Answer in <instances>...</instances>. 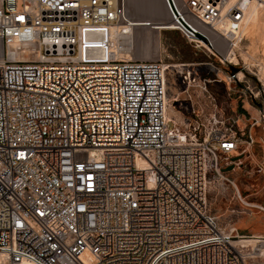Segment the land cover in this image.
<instances>
[{
    "label": "built area",
    "instance_id": "2783aa9c",
    "mask_svg": "<svg viewBox=\"0 0 264 264\" xmlns=\"http://www.w3.org/2000/svg\"><path fill=\"white\" fill-rule=\"evenodd\" d=\"M162 1L159 32L239 66L216 35L234 45L250 0ZM136 27L124 0H0V264H264V237L222 228L208 197L251 133L170 126L165 65L135 56ZM241 72L227 92L253 98Z\"/></svg>",
    "mask_w": 264,
    "mask_h": 264
},
{
    "label": "rangeland",
    "instance_id": "374dc122",
    "mask_svg": "<svg viewBox=\"0 0 264 264\" xmlns=\"http://www.w3.org/2000/svg\"><path fill=\"white\" fill-rule=\"evenodd\" d=\"M127 1L130 15L134 19L157 21L166 18L168 20V13L162 0ZM149 30L154 35L157 33L149 27H138L136 31L146 39ZM159 36V52H155L156 47L146 48V45L139 43L137 38L134 54L141 58H161L164 65H167V94L172 99L171 106L174 113L181 112L182 117L179 121L173 113H170V126L174 127L177 124L181 129H186L188 123L196 118L205 125L204 130H206L211 127L215 115L225 121L234 120L232 117L237 115V111H240L239 106L243 105L247 125L244 128H239L236 123L235 125L238 134L244 131L249 133L250 130L253 142L248 144L242 137L239 139L237 150L229 154V158L220 155L222 169L233 163L235 166L231 171H222L223 178L212 175L208 194L209 205L222 228L229 229L234 225L244 234L260 233L264 229V209L261 207H264V69L262 70L260 66L262 65L260 63L264 65V49L258 45L255 48L249 40H242L239 48H235L240 62L236 67L242 71L241 77L245 74V80L255 95L251 98L250 93L247 94L248 101L244 103L241 99L235 98L236 90L227 92L228 84L225 82V77L226 73L231 71L230 65L221 63L217 57L203 49H196L177 31H162ZM219 39L217 46L225 59L228 43L221 37ZM140 52L142 56L139 55ZM217 70H219L218 76ZM189 72L191 77L196 76L195 82L185 78L186 76L189 78ZM208 79H221V81L218 84L208 82L205 91L202 84ZM235 87V84L231 85L232 89ZM237 156L240 159L232 162V158ZM238 192L241 198L238 197ZM242 199L249 202L251 207L246 206ZM248 213H256L259 218L251 220Z\"/></svg>",
    "mask_w": 264,
    "mask_h": 264
},
{
    "label": "bare ground",
    "instance_id": "6f19581e",
    "mask_svg": "<svg viewBox=\"0 0 264 264\" xmlns=\"http://www.w3.org/2000/svg\"><path fill=\"white\" fill-rule=\"evenodd\" d=\"M124 4H125V9H126L127 16L129 18V20L137 25V27L135 29H133V31H134L133 32V37H134V40H135L134 50H135L136 42H137L136 39L138 38L139 39V43H144L143 45L144 46L146 45V48L147 47L148 48L149 47L150 48L151 47H156L157 50H155V52L156 51L159 52L160 51V38H159V33L160 32H159V29L170 25V24H167L165 22L167 19L165 18V20H164L163 18H161V20L157 19V21H156V19H155V21H146V20H143V19H134L133 17H131V15H130V13L128 11L129 10L128 9V1L124 0ZM147 25H151V26H147ZM138 27H149L150 29H153V30L157 31V33L154 35L149 30L148 31L149 36L146 35V39H145V37L144 38L142 37L143 35L141 33L137 34L136 30H137ZM218 27L222 28V27H224V25L220 24ZM238 37L239 38H238V40H236L234 42V45H232V44L228 45L229 48L225 52L226 54H224L225 57L228 58L232 63L239 61L237 56L234 55V53H235V48L236 47L239 48L240 43L242 42V40H249L250 44L252 46L255 47V46L258 45L260 47L262 46V48L264 49V0H250L248 2V5H247V7L245 9V16H244L240 31H238ZM219 38L220 37L218 35H216V40L217 41L220 40ZM151 49H153V48H151ZM134 50H133V52H134ZM38 51H39V48L35 44H13V45H9L8 46V53L11 54V55L33 57V56H36L38 54ZM246 56H244V58H246ZM260 64H262L260 66H262L261 69L263 70L264 69V65H263V63H260ZM165 68H167V65H165ZM241 73H240V77H241ZM165 78H166V73H165ZM171 100L172 99L167 94L166 95V100H165V104H166L165 105V115H166V118L168 120H170V118H171L170 113H174V111L172 110V107L169 104ZM239 194L240 193L238 192V197L241 198V196ZM242 201H243V203L246 206L251 207V204L249 202L245 201V199H242ZM261 207L264 209L263 206H261ZM230 228L238 229L234 225H231ZM253 235H255L254 237H264V234H261V233H258V234L254 233ZM257 241L258 240L256 238H246V239H244V243L246 245H252V246L255 245ZM260 264H261V262H260Z\"/></svg>",
    "mask_w": 264,
    "mask_h": 264
},
{
    "label": "crops",
    "instance_id": "0c3cea01",
    "mask_svg": "<svg viewBox=\"0 0 264 264\" xmlns=\"http://www.w3.org/2000/svg\"><path fill=\"white\" fill-rule=\"evenodd\" d=\"M129 11V10H128ZM129 13H130V11H129ZM159 38H160V36H159ZM140 56H142V53L140 52V54H139ZM139 57V56H138ZM141 58V57H140ZM143 58V57H142ZM238 99H241V102H247L248 101V97L246 96L245 98H238ZM170 106H171V101H170ZM172 107V106H171ZM172 110H173V107H172ZM238 110H240V111H237V115L236 116H234L233 114H232V116H234V117H232L235 121H236V124H237V126L239 127V128H244V127H246V125H247V117H246V115H245V109H244V107H243V105H241V106H239V108H238ZM174 111V110H173ZM181 113V112H180ZM180 113L179 114H176V113H173L175 116H176V118L180 121V120H182V117H181V115H180ZM244 130V129H243ZM249 133H250V130H249ZM248 215H249V218H251V220H253V219H258L259 217L257 216V214L256 213H248ZM260 233L261 234H264V229H262L261 231H260Z\"/></svg>",
    "mask_w": 264,
    "mask_h": 264
},
{
    "label": "water",
    "instance_id": "95a60500",
    "mask_svg": "<svg viewBox=\"0 0 264 264\" xmlns=\"http://www.w3.org/2000/svg\"><path fill=\"white\" fill-rule=\"evenodd\" d=\"M200 38H203L201 35H198ZM230 69H231V71L233 72V73H236V72H238L240 69L239 68H237V67H234V66H230ZM240 159V157L239 156H237V157H233L232 158V162H235V161H237V160H239ZM234 166H235V164L233 163L232 165H230V166H228L227 168H223L222 169V171L223 172H228V171H231V170H233L234 169Z\"/></svg>",
    "mask_w": 264,
    "mask_h": 264
}]
</instances>
